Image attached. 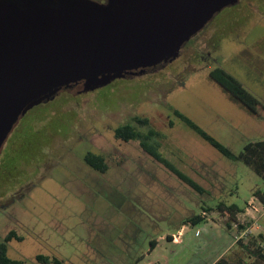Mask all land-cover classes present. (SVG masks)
Here are the masks:
<instances>
[{
  "label": "rangeland",
  "instance_id": "374dc122",
  "mask_svg": "<svg viewBox=\"0 0 264 264\" xmlns=\"http://www.w3.org/2000/svg\"><path fill=\"white\" fill-rule=\"evenodd\" d=\"M200 35L204 46L151 73L90 91L62 89L24 110L0 150V239L10 230L23 237L8 241L11 258L24 264H42L38 254L50 256L48 264H57L55 257L58 264H135L142 256L137 264H214L222 255L252 260L237 240L264 231V203L253 195L264 189L263 179L223 155L174 110L236 154L248 141L264 139V117L209 76L223 67L264 103V0L226 6ZM137 115L150 118L164 135L165 157L204 191L137 141L115 137V128ZM89 151L105 156L106 171L86 163ZM220 201L243 207L236 221L216 207L203 209ZM196 213L206 220L188 224L174 242L172 233ZM212 231L225 238L210 241ZM152 240L157 243L151 250Z\"/></svg>",
  "mask_w": 264,
  "mask_h": 264
},
{
  "label": "water",
  "instance_id": "95a60500",
  "mask_svg": "<svg viewBox=\"0 0 264 264\" xmlns=\"http://www.w3.org/2000/svg\"><path fill=\"white\" fill-rule=\"evenodd\" d=\"M238 0H0V150L24 110L168 62Z\"/></svg>",
  "mask_w": 264,
  "mask_h": 264
},
{
  "label": "trees",
  "instance_id": "16d2710c",
  "mask_svg": "<svg viewBox=\"0 0 264 264\" xmlns=\"http://www.w3.org/2000/svg\"><path fill=\"white\" fill-rule=\"evenodd\" d=\"M209 76L216 81L224 90H226L235 100L243 104L253 114L264 117V103L257 98L251 91H249L243 83L235 77L232 73L223 67H216L209 72ZM82 82L73 85V88L80 87ZM175 115L185 122L190 128L195 130L205 140H207L213 147L220 151L223 155L233 159L241 160L249 167H251L264 181V139L248 141L244 145L243 151L239 154L234 153L229 147L221 143L214 136L205 131L194 120L180 112L174 110ZM173 122L171 121V124ZM115 137L124 141L135 140L139 143L140 147L149 154L153 159L163 164L167 169L176 174L181 180L187 183L192 188L198 191H204L202 185L196 180L186 175L178 167H176L167 157H165L162 151V143L160 138L164 135L155 128L154 124L148 116H134L131 121L118 125L115 130ZM161 136V137H159ZM86 163L92 168L99 171H106L108 169V163L103 154L89 151L84 157ZM255 195L262 203H264V189L256 188L253 191ZM205 211H213L218 209L222 214L230 217L231 220L236 221V215L243 210L236 203L227 204L224 201H220L215 206H203ZM205 213V212H204ZM206 218L202 213H196L188 217L183 224L188 222L192 224L205 221ZM242 229L245 226L237 222ZM232 222L229 220L227 226L231 228ZM256 234H248L245 238L240 237L237 240L246 253L251 254V261H247L243 256L236 255L234 257L221 256L214 264H264V234L263 232ZM13 238L22 239L23 237L18 235L15 230H10L4 239H0V264H24L23 260L11 258L8 254V241ZM167 238L171 241L172 236L167 235ZM156 240L151 241L152 249L156 246ZM137 259V264L141 259ZM37 260L42 264H48L51 262V258L45 254H38ZM55 263H60V259L54 258Z\"/></svg>",
  "mask_w": 264,
  "mask_h": 264
},
{
  "label": "flooded vegetation",
  "instance_id": "af4514ba",
  "mask_svg": "<svg viewBox=\"0 0 264 264\" xmlns=\"http://www.w3.org/2000/svg\"><path fill=\"white\" fill-rule=\"evenodd\" d=\"M104 1V0H103ZM232 5V4H231ZM230 6V5H229ZM206 26V25H205ZM204 29V27L200 30V31H198L189 41H187L183 46H182V48H181V51H180V55L183 53V51H185L186 50V52L188 53L189 51H190V48L191 47H200L201 45H205V42H204V36L203 35H200L199 36V34H200V32L202 31ZM197 36V39H196V41H192V43H190V41L193 39V38H195ZM207 54L209 55V56H211L210 55V53H209V51L207 52ZM179 55V56H180ZM178 56V57H179ZM201 57H203L204 55H200ZM177 57V58H178ZM174 60V59H173ZM173 60H171V61H173ZM171 61H168V62H162V63H159V64H157V65H155V66H151V67H147L143 72H140V71H136L135 73H129V74H127L125 77H123V78H127V77H134V76H138L139 74H148V73H151L153 70H156V69H158V68H162V67H164V66H166L169 62H171ZM81 88H83V82H82V84H81V86H80ZM77 88H79V87H77ZM5 144V143H4Z\"/></svg>",
  "mask_w": 264,
  "mask_h": 264
},
{
  "label": "crops",
  "instance_id": "0c3cea01",
  "mask_svg": "<svg viewBox=\"0 0 264 264\" xmlns=\"http://www.w3.org/2000/svg\"><path fill=\"white\" fill-rule=\"evenodd\" d=\"M248 203V202H247ZM204 222V221H203ZM188 224H190V222H188V223H186V224H183V227H182V229L180 230V228H179V230L176 232V233H172L173 235L175 234H178V233H180L181 234V236H180V238L182 237V234L184 233V230H185V228H186V226L188 225ZM206 227V226H205ZM211 229H213V228H211ZM211 233V235H210V237H211V239H210V241H212V240H216V239H218V240H223L225 237L224 236H216L215 235V233L212 231V232H210ZM170 235V234H169ZM155 248V247H154ZM151 250H152V248H151ZM223 256V255H222Z\"/></svg>",
  "mask_w": 264,
  "mask_h": 264
},
{
  "label": "built area",
  "instance_id": "2783aa9c",
  "mask_svg": "<svg viewBox=\"0 0 264 264\" xmlns=\"http://www.w3.org/2000/svg\"><path fill=\"white\" fill-rule=\"evenodd\" d=\"M251 205H252V203H251ZM249 229H250V228H247V229H245V230H249ZM250 231H251V230H250ZM262 232H263V234H264V231H262ZM250 234H251V233H250ZM180 236H181L180 233H179L178 235H175V234H174V237H173L174 242H178Z\"/></svg>",
  "mask_w": 264,
  "mask_h": 264
}]
</instances>
